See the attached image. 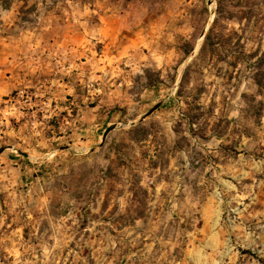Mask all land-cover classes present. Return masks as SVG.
I'll return each instance as SVG.
<instances>
[{
  "label": "rangeland",
  "instance_id": "1",
  "mask_svg": "<svg viewBox=\"0 0 264 264\" xmlns=\"http://www.w3.org/2000/svg\"><path fill=\"white\" fill-rule=\"evenodd\" d=\"M217 1L0 0V264H264V93L200 54ZM228 10L264 52V0Z\"/></svg>",
  "mask_w": 264,
  "mask_h": 264
},
{
  "label": "trees",
  "instance_id": "2",
  "mask_svg": "<svg viewBox=\"0 0 264 264\" xmlns=\"http://www.w3.org/2000/svg\"><path fill=\"white\" fill-rule=\"evenodd\" d=\"M234 0H218L217 1V9H216V17L213 22V26L209 29L207 34L204 37L203 45L200 50V54H203L205 51H211L212 53H220L224 51L225 57L228 55L229 51H233L236 53L234 56L235 60H243L245 61L247 57H254L255 61L253 62L254 73L252 79L255 85L258 88V93H264V52H257L253 55H248L244 53L243 45L241 43V39L238 33L235 31L233 33L225 34L218 27L221 26L223 20L232 19V12L228 10V5ZM4 7H8L9 4H4ZM237 35V38L234 37ZM190 52V51H189ZM258 110L263 111L264 102H258Z\"/></svg>",
  "mask_w": 264,
  "mask_h": 264
},
{
  "label": "crops",
  "instance_id": "3",
  "mask_svg": "<svg viewBox=\"0 0 264 264\" xmlns=\"http://www.w3.org/2000/svg\"><path fill=\"white\" fill-rule=\"evenodd\" d=\"M60 28H64L65 30H67V28H66V26L65 27H61L60 26ZM52 32V31H51ZM68 38H70V33H66L65 32V34H64V40H68ZM69 41V40H68ZM15 42H17V41H15ZM3 45H7L8 47H10V46H12L14 49H23V47H24V45H23V43L22 42H20L19 44H14V43H4ZM13 55H14V52H3V54H2V56L4 57V59H5V62L7 63H12V60H11V58L13 59ZM22 63H24L23 61H22ZM11 77V76H10ZM15 83H17V81H14ZM21 82H23V80L21 81ZM7 83V85H9V86H14L15 85V83H12V82H6ZM5 93V92H4Z\"/></svg>",
  "mask_w": 264,
  "mask_h": 264
},
{
  "label": "water",
  "instance_id": "4",
  "mask_svg": "<svg viewBox=\"0 0 264 264\" xmlns=\"http://www.w3.org/2000/svg\"><path fill=\"white\" fill-rule=\"evenodd\" d=\"M161 104H157L156 106H154L151 110H149V112H147V114L142 118L144 119L145 117L151 115ZM115 126H111L109 127L106 132H105V135H104V140L106 139V136L108 135V133L114 128Z\"/></svg>",
  "mask_w": 264,
  "mask_h": 264
}]
</instances>
